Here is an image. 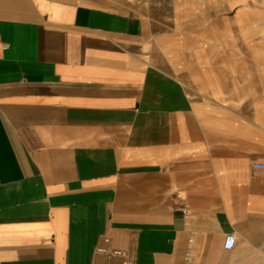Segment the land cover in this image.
<instances>
[{"label": "crops", "instance_id": "1", "mask_svg": "<svg viewBox=\"0 0 264 264\" xmlns=\"http://www.w3.org/2000/svg\"><path fill=\"white\" fill-rule=\"evenodd\" d=\"M238 1L0 0V264H264V34Z\"/></svg>", "mask_w": 264, "mask_h": 264}, {"label": "rangeland", "instance_id": "2", "mask_svg": "<svg viewBox=\"0 0 264 264\" xmlns=\"http://www.w3.org/2000/svg\"><path fill=\"white\" fill-rule=\"evenodd\" d=\"M257 1H259V3H257ZM257 1L255 2V4H253L250 2V0H239L238 2L232 4L231 6L234 7L237 4L241 5V9L238 11L237 17L240 20L243 19V22H246L248 19H250V21L255 20V22L260 21L262 23L261 33L264 34V0H257ZM249 11L251 13L250 15L248 14ZM235 15H236V11L229 13L230 18H234Z\"/></svg>", "mask_w": 264, "mask_h": 264}, {"label": "built area", "instance_id": "3", "mask_svg": "<svg viewBox=\"0 0 264 264\" xmlns=\"http://www.w3.org/2000/svg\"><path fill=\"white\" fill-rule=\"evenodd\" d=\"M254 168L256 169H261V170H264V163L262 162H256L254 164ZM2 186V181L0 179V187ZM105 242L106 244H110V239L109 238H106L105 239ZM237 244V238L235 235H229L227 237V240H226V243H225V248L227 250H232L235 248ZM98 253L100 254H105V255H108V256H120V257H123V258H126L127 257V254L126 252L122 251V250H114V249H110L109 247H100L98 248ZM124 264H131V262L129 260H125Z\"/></svg>", "mask_w": 264, "mask_h": 264}]
</instances>
